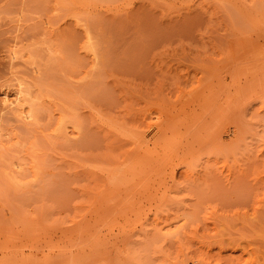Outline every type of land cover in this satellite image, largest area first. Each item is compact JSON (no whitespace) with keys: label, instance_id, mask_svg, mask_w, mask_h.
Segmentation results:
<instances>
[{"label":"rangeland","instance_id":"obj_1","mask_svg":"<svg viewBox=\"0 0 264 264\" xmlns=\"http://www.w3.org/2000/svg\"><path fill=\"white\" fill-rule=\"evenodd\" d=\"M0 139V264H264V0H0Z\"/></svg>","mask_w":264,"mask_h":264},{"label":"bare ground","instance_id":"obj_2","mask_svg":"<svg viewBox=\"0 0 264 264\" xmlns=\"http://www.w3.org/2000/svg\"><path fill=\"white\" fill-rule=\"evenodd\" d=\"M9 60H10V63L13 64L14 66L17 65L16 63H18V60H20V56L18 55L16 49H11L10 55H9ZM13 65H11V66H13ZM34 72H37V70L35 69ZM15 78H17V79L19 78L21 80V78L17 77V75ZM22 79L24 81V78H22ZM23 81H18V83H17V90H16L15 98L9 100L5 95V98H3V104H4L5 108H8V110H9V108L11 110H13V112L15 113V116H17L16 118H18V120L21 119L20 121L27 123V124H30L35 120V112L37 110H36V108H34L35 107L34 106L35 102L33 101L34 98H33V96L32 97L30 96L31 91L29 92V90H27L26 87H24ZM33 103H34V105H33ZM2 109H4V108L2 107ZM157 129H158L157 124L155 122H151L148 125V128L145 130V132L143 131L142 135L140 136V138L142 139V142L148 143L149 140L151 139V137L154 136ZM0 142H1V139H0ZM20 168H21V164L19 162H12L11 163V173L12 174L18 173ZM11 178L14 181H18L17 177L15 175H12Z\"/></svg>","mask_w":264,"mask_h":264}]
</instances>
